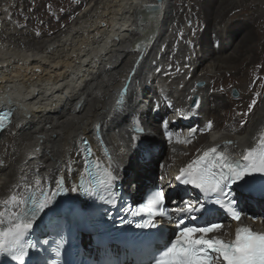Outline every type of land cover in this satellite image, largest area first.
<instances>
[{
	"label": "bare ground",
	"instance_id": "obj_1",
	"mask_svg": "<svg viewBox=\"0 0 264 264\" xmlns=\"http://www.w3.org/2000/svg\"><path fill=\"white\" fill-rule=\"evenodd\" d=\"M4 1L0 102L11 97L14 103L11 124L0 133V199L21 176L32 183L37 169L45 187L55 188L60 176L65 187L76 185L84 169L82 140L88 141L96 160L107 164L104 145L119 182L128 189L135 183L131 191L137 194L146 181L161 178L168 184L180 168L228 140L234 142L228 151L239 158L264 131V0H48L47 5L37 0L32 6L23 1L22 7L42 16L34 17L37 22L6 20L10 0ZM81 4L62 28L45 15L51 8L61 21L66 16H60V8L67 6L70 15ZM145 4L161 5L155 19L138 20L134 11ZM201 23L203 29L190 35L192 26ZM24 24L51 34L40 30L37 35L20 27ZM181 33L189 37L174 41V34ZM116 35L120 39L108 43ZM138 41H147L142 52L135 47ZM172 60L179 62V71L168 67ZM218 75L224 78L225 92L234 87L236 97L210 91L218 87L212 80ZM125 88L124 103L117 105ZM251 91L261 93L257 105L246 117L237 115L247 111L255 95ZM189 96L199 97L201 104L191 115L180 116L179 109L192 108ZM134 119L145 130L141 140L152 141L150 154L141 151V140L132 139ZM241 119L246 120L243 127ZM164 120L172 130L169 141L161 129ZM209 120V132L192 133ZM68 193L79 198L78 191ZM256 203L263 205L264 199Z\"/></svg>",
	"mask_w": 264,
	"mask_h": 264
},
{
	"label": "snow or ice",
	"instance_id": "obj_2",
	"mask_svg": "<svg viewBox=\"0 0 264 264\" xmlns=\"http://www.w3.org/2000/svg\"><path fill=\"white\" fill-rule=\"evenodd\" d=\"M160 7L161 5H144L145 9L152 12V15L147 19H155L156 12L159 11ZM141 31L145 30L142 29ZM37 35H39L38 32ZM111 39L119 40L120 37L116 35L110 38L108 43L111 42ZM144 43H147V41L136 43L135 47L138 51L142 52ZM126 91L127 88L119 93L120 99L117 101V105L124 103L123 98ZM192 91L195 92V89ZM219 91H223V87ZM260 97L261 93H255L247 106V111L237 113V115L246 117L257 105ZM188 100L192 102V108L179 109L178 114L180 116L187 117L191 115L194 109L201 104L199 97L194 99L193 96H189ZM13 103L11 97L0 102V131L11 124ZM157 107H159L158 104ZM25 114H27L26 111ZM168 123L167 120L163 121L165 129H167ZM245 123L246 120L241 119L240 124L242 127ZM95 127L99 130L101 125L97 124ZM212 128L213 121L209 120L204 128L191 131L193 134L196 131L203 133L209 132ZM133 131L136 135H133L132 139L141 140L145 130L139 120L135 122ZM168 135L171 139V134ZM253 139L256 141L255 146L245 148L239 158L233 157L228 151V147L234 143L228 140L224 145H214L208 148L179 169V174L175 179L184 185H191L200 190L205 194V200L198 201L196 204L184 201L183 206L175 209V211L179 214H187V217L193 221L199 218L194 214L206 218L200 226L195 224L185 225L184 221L180 220L174 238H170L161 249H157L149 264H264V232L255 231L251 226H240L235 229L234 239L226 240L217 235H210L221 231L224 227L221 222H213L214 211L223 210L237 222H240L242 217L247 218L246 214H243L238 208L237 196L244 197L246 192L252 191L255 177H264V131L258 133ZM81 143L85 146L83 151L90 156L92 149L88 141L82 140ZM101 143H103L102 139ZM141 145V151L144 154L151 153V140L143 137ZM222 147L224 150H221ZM88 156H85V166L81 173L79 185H73L70 189L65 187L64 176L56 179L55 188L50 185L45 187L38 169L32 183L27 182L26 176H21L17 183L11 185L8 189V196L5 199H0V253L10 257L15 264H29L30 255L39 256V251L30 254V250L37 249L38 242L28 239V236L33 231L40 214L49 208L61 193L69 190L74 192L83 191L89 195H96L101 200L105 199L104 193H109L113 184L119 178L114 172L113 158L105 150L107 164L99 160H93L90 164ZM3 163L4 161L0 160V165ZM67 171H72L70 163L67 165ZM261 194L264 195V187L261 188ZM107 202L114 204V196L107 199ZM164 203V190L158 189L153 192L147 203L141 204L132 213L133 215L146 213L148 216L147 220L138 223L136 227L156 228L155 218L167 215ZM208 204L215 206V208L206 207ZM43 243L47 244L48 241L45 240ZM62 243L57 244L54 249L57 259L50 262L38 260L34 261L33 264H59Z\"/></svg>",
	"mask_w": 264,
	"mask_h": 264
},
{
	"label": "rangeland",
	"instance_id": "obj_3",
	"mask_svg": "<svg viewBox=\"0 0 264 264\" xmlns=\"http://www.w3.org/2000/svg\"><path fill=\"white\" fill-rule=\"evenodd\" d=\"M7 0H5L4 2H6ZM11 1L12 0H10L8 3H7V12H6V16H8V17H6L5 16V18H6V20H13V22H15L16 20H18V19H26L27 18V20H29V19H31V20H33V21H35L36 19H38V20H40V18L42 17H40V18H38V14H37V12L38 11H35V9H33L32 7H30L29 8V10H26V8L27 7H22L23 6V1H24V3L26 2L27 3V6L29 5V6H32L37 0H33V1H31V0H14L15 1V3H14V6L15 7H13V8H11L10 9V7L8 6V5H11ZM20 1V2H19ZM38 1H40V0H38ZM41 1H43V2H45L44 4L45 5H47L48 4V0H41ZM68 1H71V0H68ZM85 2H83V4L84 3H86L88 0H84ZM30 2V3H29ZM33 2V3H32ZM22 3V4H21ZM29 3V4H28ZM32 3V4H31ZM18 4V5H17ZM21 4V5H20ZM83 4H81L78 8H77V10H75L73 13H68V14H70V15H67L65 12H66V9H67V6L65 7V8H60L59 10H58V12H59V14H60V16H62V15H65L66 17L65 18H62V20L61 21H59L60 19L57 17V15H56V13H55V11H53L51 8L50 9H47V11H45V15L46 16H49V17H51V20L52 21H54L55 22V24L57 25V23H58V28H62L65 24H66V22L68 21H70L75 15H76V13L78 12V10H79V8L83 5ZM35 6V5H34ZM5 8V9H6ZM19 8V9H18ZM33 9V10H32ZM20 10V11H19ZM22 10H23V12H22ZM185 11V10H184ZM190 11V10H189ZM25 12H26V14H25ZM51 12V13H50ZM16 14V16H15V14ZM20 13V14H19ZM61 13H62V15H61ZM28 14V15H27ZM51 14V15H50ZM55 14V15H54ZM30 15H32V16H30ZM11 18H10V17ZM22 16V17H21ZM26 16V17H25ZM20 17V18H19ZM34 17H36V19L34 18ZM48 17V18H49ZM29 18V19H28ZM63 19H67L66 21L65 20H63ZM11 22V21H10ZM36 22H37V20H36ZM57 22V23H56ZM19 24H20V22H18ZM17 23V24H18ZM191 23H192V21H191ZM190 23V24H191ZM39 24L42 26V23H40V21H39ZM25 25V24H24ZM20 26V27H27L32 33L33 32H40V30H42L41 31V33H45V36H49L50 34H51V32H45L46 30H43L42 29V27L40 28V30H38L37 29V27H36V25H25V26ZM204 24L203 23H201L200 24V26H198V25H195V26H192V33L190 32L189 34L190 35H194V34H196V31L198 32V27H199V31H201L202 29H203V26ZM35 27V28H34ZM194 27H196V28H194ZM33 30V31H32ZM35 30V31H34ZM194 31V32H193ZM49 33V34H48ZM175 35V37H174V41H176V40H182V38L183 37H189L188 36V33H186V34H184V36L182 35V37H180L179 35H177V34H174ZM178 37V38H177ZM186 37V38H187ZM239 37H240V35L238 36H236V39L238 40L239 39ZM184 40V39H183ZM236 40V41H237ZM178 63V64H177ZM173 65V66H172ZM170 69L171 68H174L175 70H177V69H179L178 67H179V62L178 61H176V60H172L171 61V64H170V66H168ZM221 76V77H220ZM224 76V75H223ZM214 79H216V81H217V83H218V87L216 88V87H211L210 88V91H212V92H218L219 91V89H220V87H222V82H223V77H222V75H218V77H216V78H213L212 80H214ZM254 80H255V78H254ZM214 89H215V91H214ZM217 89V90H216ZM227 92H225V89L223 88V92L224 93H226L227 95H229L230 97H236L237 96V92H236V89L234 88V87H231L230 89H229V91L228 90H226ZM222 92V91H221ZM251 93H256V92H253V91H251Z\"/></svg>",
	"mask_w": 264,
	"mask_h": 264
},
{
	"label": "water",
	"instance_id": "obj_4",
	"mask_svg": "<svg viewBox=\"0 0 264 264\" xmlns=\"http://www.w3.org/2000/svg\"><path fill=\"white\" fill-rule=\"evenodd\" d=\"M157 5V4H156ZM152 13V12H151Z\"/></svg>",
	"mask_w": 264,
	"mask_h": 264
}]
</instances>
